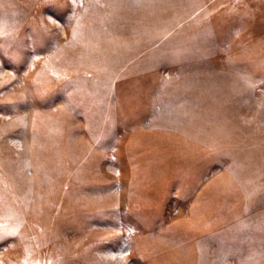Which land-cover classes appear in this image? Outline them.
Returning a JSON list of instances; mask_svg holds the SVG:
<instances>
[{"label":"rangeland","instance_id":"rangeland-1","mask_svg":"<svg viewBox=\"0 0 264 264\" xmlns=\"http://www.w3.org/2000/svg\"><path fill=\"white\" fill-rule=\"evenodd\" d=\"M0 264H264V0H0Z\"/></svg>","mask_w":264,"mask_h":264}]
</instances>
